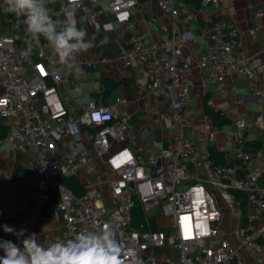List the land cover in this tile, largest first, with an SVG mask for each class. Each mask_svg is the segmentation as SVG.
<instances>
[{
	"label": "built area",
	"instance_id": "built-area-1",
	"mask_svg": "<svg viewBox=\"0 0 264 264\" xmlns=\"http://www.w3.org/2000/svg\"><path fill=\"white\" fill-rule=\"evenodd\" d=\"M92 1L95 0H61L60 10L65 16L76 12L79 21L92 23L104 10L131 11L140 2L105 0V6L98 9ZM200 2L219 4V0ZM158 3L173 18L177 15L172 0ZM5 7V0H0V73L4 76L0 117L8 121L7 131L0 138V161L5 155L2 143L26 154V175L32 176L35 184L27 190H0V225L34 233L48 200L56 197L55 210L64 221L68 239L112 223L123 249V264H249L240 256L242 246H249L264 257V187L258 182L261 168L254 154L240 143L236 156L244 168L241 175L227 163L215 167L220 176L218 185L245 194V224L239 222L231 230L235 245L220 228L221 211L205 181L195 178L187 168L196 159L195 140L183 135L185 129L193 126L192 66L181 58L179 43L194 37L190 30L183 29L177 39L168 36L145 45L141 33L131 27L129 45L116 56L122 66L138 68L140 81H151L152 95L162 98L167 108L165 117L174 146L140 155L126 143L129 115L116 106L125 99L117 96L111 104L85 99L86 62L75 53L72 63L59 66L58 58L46 54L43 48L16 46L25 25ZM55 20L57 30H63L64 19ZM78 65L82 71H78ZM195 65L209 73L210 83L222 82L232 73L243 75L250 81V94H260L256 72L237 28L228 18H220L209 26L205 49ZM62 90L79 104L78 110L65 104ZM235 125L234 131L224 130L225 136L242 137L243 121L238 119ZM84 131L94 154L102 157L113 177L83 180L78 187H69L61 176L79 181L93 170V155L87 149ZM213 136L210 131L209 137ZM63 140L71 151L60 144ZM102 182L108 184L113 211L97 204L102 196ZM155 204L161 207L165 224L159 223L160 215L152 212ZM136 206L142 215L138 222L133 215ZM0 238L16 240L2 228ZM166 246L176 250L175 256L160 251Z\"/></svg>",
	"mask_w": 264,
	"mask_h": 264
},
{
	"label": "crops",
	"instance_id": "crops-1",
	"mask_svg": "<svg viewBox=\"0 0 264 264\" xmlns=\"http://www.w3.org/2000/svg\"><path fill=\"white\" fill-rule=\"evenodd\" d=\"M158 1L140 0L131 11L104 10L92 23L79 21L77 13L73 11L65 16L60 10L61 0H51L49 13L57 19L74 18L77 26L86 32V39L95 44L88 52L78 53L79 58L86 62L84 98L94 99L98 104H111L117 96L125 99L116 106L120 112L129 115L126 143L140 155L174 146L170 141L169 120L165 117L167 108L162 98L152 95L149 87L151 81H140L138 68L133 65L122 66L116 56L129 45L131 27L141 33L145 45L161 42L168 36L177 39L183 29L194 34L193 38L179 43L181 58L192 66L190 108L193 126L185 129L183 135L195 140L194 160L200 162V165H196V161L192 160L187 168L195 178L205 181L221 211V219L218 222L220 228L235 245L231 230L240 222L242 204L247 211L245 194L241 190L218 185L220 176L215 167L227 163L235 168L237 175H241L244 168L236 156L240 143L245 141L247 146L253 149L255 145L260 144L257 153H254L252 148L249 151L254 154L261 168L258 182L264 187V0H219L218 6L203 5L201 2L194 3L190 0H172L174 7L178 9L174 18L160 8ZM91 3L98 9L106 4L105 0H95ZM220 18H228L237 28L249 63L257 75L259 95L250 94V81L243 75L232 73L222 82L210 83L209 73L195 65V60L205 49L209 26ZM26 40V31L21 30L20 38L15 44L28 46ZM30 47L33 50L43 48L49 56H56L59 66H67L74 61V56H70L62 63L43 37L39 41H33ZM3 89L4 76L0 73V93ZM61 96L69 108L79 109V104L72 102L67 91L62 90ZM238 119L244 123L242 137L225 136L224 130L227 128L233 131L237 129L235 121ZM4 122L6 120L0 117V124ZM210 131L214 132L212 139L209 137ZM83 133L87 149L93 155V170L83 174L79 183L83 180H102L104 176L113 177L102 157L94 154L87 132ZM68 139L69 137L66 138ZM60 144L63 148L67 146L68 150H72L65 140ZM1 146L5 147V155L0 161V190L15 187L32 189L35 182L32 176L26 175V154L15 151L4 143ZM210 149L219 154L221 161L216 162L210 157ZM101 190L102 196L97 200V204L113 211L115 206L106 182H102ZM56 203V197L48 200L44 214L34 230L42 245L45 242L48 246L57 238L60 242L68 240L64 221L55 210ZM158 222L165 224L167 219L159 218ZM160 251L172 256L176 254V250L169 246ZM239 252L241 258L249 264H264V257L249 246L239 247Z\"/></svg>",
	"mask_w": 264,
	"mask_h": 264
},
{
	"label": "clouds",
	"instance_id": "clouds-1",
	"mask_svg": "<svg viewBox=\"0 0 264 264\" xmlns=\"http://www.w3.org/2000/svg\"><path fill=\"white\" fill-rule=\"evenodd\" d=\"M51 0H5V11L21 18L27 34L26 43L41 37L63 63L75 53H85L95 47L86 39V32L74 18L64 20L63 30H57L56 20L49 13ZM78 71H82L80 65ZM5 234L16 240L0 238V264H123V249L112 223H104L99 231L93 229L68 239L43 246L36 233L0 225Z\"/></svg>",
	"mask_w": 264,
	"mask_h": 264
},
{
	"label": "trees",
	"instance_id": "trees-1",
	"mask_svg": "<svg viewBox=\"0 0 264 264\" xmlns=\"http://www.w3.org/2000/svg\"><path fill=\"white\" fill-rule=\"evenodd\" d=\"M190 1H193L194 3H196V2H197V3H200V0H190ZM53 18H54V17H53ZM54 19H57V18H54ZM104 82H105V80L103 79V83H104ZM7 128H8V121L6 120V122L0 124V138H2V137L5 135V133H6V131H7ZM243 146H244V147L246 146L245 148L248 149V150H250V149L252 148L251 150H252L254 153H257L258 149L260 148V144L255 145V146H254V149H253V147H248V146H247V142H245V141H243ZM209 154H210V157H211L212 159H214L216 162L221 161V160L219 159V154H217V152H216L215 150L210 149V150H209ZM259 178H260V177H259ZM60 179H61L65 184H67L69 187H78L79 184H80L79 181H78L75 177L61 176ZM245 201H246V200H245ZM241 208H242V214H241L240 224L244 225V224H245V216H246V211H245V206H244V204H242ZM133 215H134V218H135V222H138V221H140V220L142 219V215H141V213H140L139 206H136V207H135Z\"/></svg>",
	"mask_w": 264,
	"mask_h": 264
},
{
	"label": "rangeland",
	"instance_id": "rangeland-1",
	"mask_svg": "<svg viewBox=\"0 0 264 264\" xmlns=\"http://www.w3.org/2000/svg\"><path fill=\"white\" fill-rule=\"evenodd\" d=\"M152 212L153 213H157V214H159L160 216V219H162V218H165V220H166V217L165 216H163L162 214H161V207L159 206V205H157V204H155V205H153L152 206ZM160 223V222H159ZM166 223V222H165Z\"/></svg>",
	"mask_w": 264,
	"mask_h": 264
},
{
	"label": "water",
	"instance_id": "water-1",
	"mask_svg": "<svg viewBox=\"0 0 264 264\" xmlns=\"http://www.w3.org/2000/svg\"><path fill=\"white\" fill-rule=\"evenodd\" d=\"M131 186V185H130Z\"/></svg>",
	"mask_w": 264,
	"mask_h": 264
}]
</instances>
